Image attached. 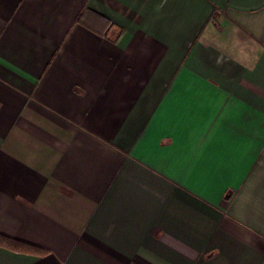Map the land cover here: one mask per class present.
Returning <instances> with one entry per match:
<instances>
[{"label": "crops", "instance_id": "obj_1", "mask_svg": "<svg viewBox=\"0 0 264 264\" xmlns=\"http://www.w3.org/2000/svg\"><path fill=\"white\" fill-rule=\"evenodd\" d=\"M0 264H264V0H0Z\"/></svg>", "mask_w": 264, "mask_h": 264}, {"label": "trees", "instance_id": "obj_2", "mask_svg": "<svg viewBox=\"0 0 264 264\" xmlns=\"http://www.w3.org/2000/svg\"><path fill=\"white\" fill-rule=\"evenodd\" d=\"M0 240H4V239H0Z\"/></svg>", "mask_w": 264, "mask_h": 264}]
</instances>
